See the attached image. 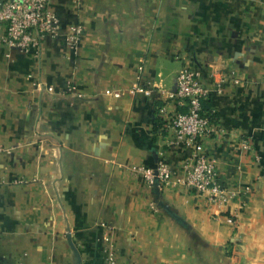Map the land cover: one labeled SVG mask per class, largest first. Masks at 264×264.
I'll list each match as a JSON object with an SVG mask.
<instances>
[{
	"label": "crops",
	"instance_id": "0c3cea01",
	"mask_svg": "<svg viewBox=\"0 0 264 264\" xmlns=\"http://www.w3.org/2000/svg\"><path fill=\"white\" fill-rule=\"evenodd\" d=\"M49 7L59 35L31 51L0 43V264H78L69 235L82 264H98L106 232L119 264H264V0ZM187 64L223 130L205 150L239 191L222 207L128 169L159 157L180 167L157 106Z\"/></svg>",
	"mask_w": 264,
	"mask_h": 264
},
{
	"label": "built area",
	"instance_id": "2783aa9c",
	"mask_svg": "<svg viewBox=\"0 0 264 264\" xmlns=\"http://www.w3.org/2000/svg\"><path fill=\"white\" fill-rule=\"evenodd\" d=\"M60 18L50 10L49 0H0V43L20 51L37 50L46 35L56 37L60 34ZM82 34L80 24L69 27L66 42L69 46L78 41ZM220 85L225 76L214 74ZM74 86L69 87V92ZM148 89L137 83L133 92ZM208 89L201 83L199 72L184 65L175 77V86L164 90V103L157 106V115L163 120L162 130L168 138L167 146L183 149L185 156L178 169L164 158L159 157L153 166L130 165L128 169L134 176L141 177L154 189L167 186H180L187 191L204 197L209 204L222 207L238 194L230 189L220 178L218 162L205 150V140L223 132L210 115L204 114L202 101L208 97ZM243 147H249L247 142ZM105 260L98 264H119L117 251L110 235L106 232Z\"/></svg>",
	"mask_w": 264,
	"mask_h": 264
},
{
	"label": "water",
	"instance_id": "95a60500",
	"mask_svg": "<svg viewBox=\"0 0 264 264\" xmlns=\"http://www.w3.org/2000/svg\"><path fill=\"white\" fill-rule=\"evenodd\" d=\"M68 240H69L70 246L72 247V249H73V251H74V253L78 259V264H82L81 256H80L77 248L73 245L70 235L68 236Z\"/></svg>",
	"mask_w": 264,
	"mask_h": 264
},
{
	"label": "trees",
	"instance_id": "16d2710c",
	"mask_svg": "<svg viewBox=\"0 0 264 264\" xmlns=\"http://www.w3.org/2000/svg\"><path fill=\"white\" fill-rule=\"evenodd\" d=\"M204 114H205V115H210L211 118L213 117L212 114H210V113L208 112V110H205V109H204Z\"/></svg>",
	"mask_w": 264,
	"mask_h": 264
}]
</instances>
